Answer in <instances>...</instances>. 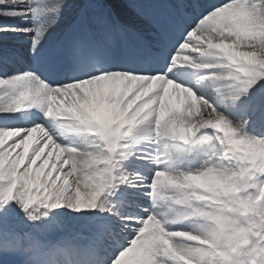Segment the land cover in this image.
<instances>
[{"label": "snow or ice", "instance_id": "6c2138e0", "mask_svg": "<svg viewBox=\"0 0 264 264\" xmlns=\"http://www.w3.org/2000/svg\"><path fill=\"white\" fill-rule=\"evenodd\" d=\"M0 264H264V0H0Z\"/></svg>", "mask_w": 264, "mask_h": 264}, {"label": "rangeland", "instance_id": "374dc122", "mask_svg": "<svg viewBox=\"0 0 264 264\" xmlns=\"http://www.w3.org/2000/svg\"><path fill=\"white\" fill-rule=\"evenodd\" d=\"M171 105L174 107V108H177L179 109L181 106H182V103L183 101H177L175 97H173L170 101Z\"/></svg>", "mask_w": 264, "mask_h": 264}]
</instances>
